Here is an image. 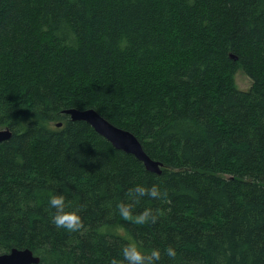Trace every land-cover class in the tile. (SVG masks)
Listing matches in <instances>:
<instances>
[{
  "label": "trees",
  "instance_id": "16d2710c",
  "mask_svg": "<svg viewBox=\"0 0 264 264\" xmlns=\"http://www.w3.org/2000/svg\"><path fill=\"white\" fill-rule=\"evenodd\" d=\"M70 108L133 133L162 174ZM0 127L1 254L111 264L131 241L158 264H264V0H0ZM152 185L167 196H129ZM51 195L79 232L53 225Z\"/></svg>",
  "mask_w": 264,
  "mask_h": 264
},
{
  "label": "clouds",
  "instance_id": "9594fccd",
  "mask_svg": "<svg viewBox=\"0 0 264 264\" xmlns=\"http://www.w3.org/2000/svg\"><path fill=\"white\" fill-rule=\"evenodd\" d=\"M129 196L133 201L144 197L157 200L162 196H167V193H162L157 185H152L151 187L136 186L129 190ZM48 203L49 207L55 210L51 219L56 228L67 229L69 232H79L84 227L78 210H69L63 195H51ZM117 208L123 220L136 225L155 223L157 220L151 208H146L138 214L133 213L131 203L121 202L117 205ZM165 254L173 259L177 255L176 250L172 247H168ZM121 255L122 259L113 258L111 264H158L161 259L159 249L154 248L149 251H142L137 243L131 241L122 248Z\"/></svg>",
  "mask_w": 264,
  "mask_h": 264
},
{
  "label": "water",
  "instance_id": "95a60500",
  "mask_svg": "<svg viewBox=\"0 0 264 264\" xmlns=\"http://www.w3.org/2000/svg\"><path fill=\"white\" fill-rule=\"evenodd\" d=\"M230 56L235 58L232 54ZM63 114L68 115L72 121L86 122L115 149L135 156L143 162L146 170L157 175L162 174L163 164L155 161L145 152L143 145L133 133L115 126L96 110L70 108L64 110ZM57 126L61 127L62 123H58ZM11 136L12 132L9 128L0 127V144L9 140ZM40 262L41 258L35 256L30 249L13 248L9 253H0V264H40Z\"/></svg>",
  "mask_w": 264,
  "mask_h": 264
},
{
  "label": "rangeland",
  "instance_id": "374dc122",
  "mask_svg": "<svg viewBox=\"0 0 264 264\" xmlns=\"http://www.w3.org/2000/svg\"><path fill=\"white\" fill-rule=\"evenodd\" d=\"M236 85L237 87L242 91H247L252 86V80L242 72V70H239L235 77ZM225 177L226 174H223Z\"/></svg>",
  "mask_w": 264,
  "mask_h": 264
}]
</instances>
